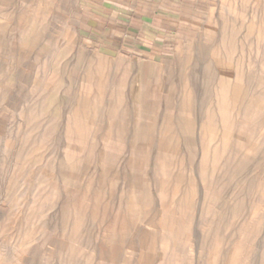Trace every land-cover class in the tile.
<instances>
[{
  "label": "rangeland",
  "instance_id": "obj_1",
  "mask_svg": "<svg viewBox=\"0 0 264 264\" xmlns=\"http://www.w3.org/2000/svg\"><path fill=\"white\" fill-rule=\"evenodd\" d=\"M157 1L0 0V264H264V0Z\"/></svg>",
  "mask_w": 264,
  "mask_h": 264
},
{
  "label": "crops",
  "instance_id": "obj_2",
  "mask_svg": "<svg viewBox=\"0 0 264 264\" xmlns=\"http://www.w3.org/2000/svg\"><path fill=\"white\" fill-rule=\"evenodd\" d=\"M146 1L147 3H145V5L149 6V1L151 0ZM160 1L163 2L164 0ZM113 2L114 3H112V5L116 6L117 0H113ZM138 2L142 3L141 1ZM157 2H159V0ZM119 4L123 5V16L120 18L121 21H116L117 27L112 28V43L119 44L122 42L123 45H128V42L134 37L133 34H139V32H142L146 25L149 24L147 21L149 18H145V15H143L145 11H143V7L141 5H133V3H129L126 4V6L122 1ZM153 5L156 8L158 7L157 3ZM133 6L136 10L133 9Z\"/></svg>",
  "mask_w": 264,
  "mask_h": 264
},
{
  "label": "bare ground",
  "instance_id": "obj_3",
  "mask_svg": "<svg viewBox=\"0 0 264 264\" xmlns=\"http://www.w3.org/2000/svg\"><path fill=\"white\" fill-rule=\"evenodd\" d=\"M218 244V243H217Z\"/></svg>",
  "mask_w": 264,
  "mask_h": 264
}]
</instances>
